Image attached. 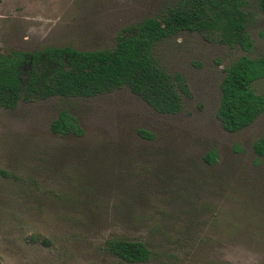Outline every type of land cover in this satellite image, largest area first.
Returning <instances> with one entry per match:
<instances>
[{
	"label": "rangeland",
	"instance_id": "obj_1",
	"mask_svg": "<svg viewBox=\"0 0 264 264\" xmlns=\"http://www.w3.org/2000/svg\"><path fill=\"white\" fill-rule=\"evenodd\" d=\"M177 1L0 0V52L111 48L121 28ZM244 10L250 52L196 31L155 44L157 63L189 90L175 114L127 87L0 108V264H264V156L252 149L264 112L236 132L216 117L228 65L264 56V14L257 0ZM252 88L264 96V77ZM61 109L80 136L51 133ZM110 238L142 242L149 260H120Z\"/></svg>",
	"mask_w": 264,
	"mask_h": 264
},
{
	"label": "trees",
	"instance_id": "obj_2",
	"mask_svg": "<svg viewBox=\"0 0 264 264\" xmlns=\"http://www.w3.org/2000/svg\"><path fill=\"white\" fill-rule=\"evenodd\" d=\"M244 6L245 0H178L159 17H146L121 28L111 48L78 50L65 45L0 52V108L11 110L19 102L54 96L88 97L127 87L156 112L175 114L181 109V96L189 95V90L180 74L171 75L157 63L155 44L179 31H196L250 52L253 41L247 32ZM257 7L264 14V0H257ZM262 77L264 56L243 54L225 69L216 109L224 130L236 132L264 112V96L252 88V83ZM49 130L57 135L82 134L77 119L66 109L59 110ZM252 149L257 156H264V135ZM214 159L212 152L205 154L207 163ZM104 247L128 263L150 258V251L138 240L110 238Z\"/></svg>",
	"mask_w": 264,
	"mask_h": 264
}]
</instances>
